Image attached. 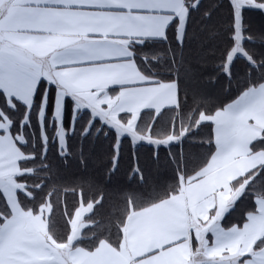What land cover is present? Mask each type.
Returning <instances> with one entry per match:
<instances>
[{
  "label": "snow or ice",
  "instance_id": "1",
  "mask_svg": "<svg viewBox=\"0 0 264 264\" xmlns=\"http://www.w3.org/2000/svg\"><path fill=\"white\" fill-rule=\"evenodd\" d=\"M219 7L223 51L209 69L185 56L201 0H0V264H264V53L246 47L264 44L246 18L264 0ZM239 73L235 98L213 109L181 87ZM202 126L207 154L189 168L171 148ZM93 134L112 137L108 166L62 190L49 153L66 160ZM124 142L156 159L166 149L173 183L112 196ZM134 174L143 181L138 163ZM245 201L241 223L226 225Z\"/></svg>",
  "mask_w": 264,
  "mask_h": 264
},
{
  "label": "trees",
  "instance_id": "2",
  "mask_svg": "<svg viewBox=\"0 0 264 264\" xmlns=\"http://www.w3.org/2000/svg\"><path fill=\"white\" fill-rule=\"evenodd\" d=\"M202 8L194 17L189 30V39L185 47V56L192 64L200 63L201 57L209 58L207 68L210 69L214 63L210 58L215 55L219 56L223 51L222 29L226 21V9L219 7L221 3H226L227 0H201ZM211 12V18L203 17L204 12ZM247 23L250 33L254 37L264 35V14L251 11L247 14ZM215 35L217 39H209V36ZM246 47L254 49L259 55L264 53V44H246ZM245 62L241 60L238 68H243ZM244 76L242 73L237 75L236 80L231 84L227 80H218L211 82L206 75H198L195 79L182 81V89H187L191 92L193 89L199 90L206 98L207 107L213 109L221 103L230 102V99L235 98L239 82H242ZM174 116V113H169L165 116V120L160 122V126L167 125L168 121ZM99 127V125H97ZM209 128L201 127L194 130L193 134L185 138L183 143L171 148V153H182L187 159L189 168L196 167L207 154L205 142L207 140ZM74 148L71 156L66 160H60L56 156L55 150L49 153V160L59 169L58 175L53 178V183L57 184L63 190L64 188L71 189L76 187L77 181L87 175L99 178L109 163L111 146L113 143L111 135H95L93 134L86 141H81L77 136L72 141ZM84 144V153L86 161L81 162L79 147ZM143 171V181L134 174V169L137 165ZM175 165L169 159V152L161 148L159 150V159L155 158L153 146L145 143L137 145L135 148L130 143L122 144L121 160L118 165V170L112 174L108 191L112 196L121 190L135 191L141 196L147 197L154 192L164 190L169 184L173 183ZM66 200L69 209L77 203V197L71 191L62 196ZM250 207V202L245 201L235 211L232 212L225 220L226 225L241 223L242 217L246 209ZM110 211L108 207L105 212ZM63 222L61 221V224Z\"/></svg>",
  "mask_w": 264,
  "mask_h": 264
},
{
  "label": "crops",
  "instance_id": "3",
  "mask_svg": "<svg viewBox=\"0 0 264 264\" xmlns=\"http://www.w3.org/2000/svg\"><path fill=\"white\" fill-rule=\"evenodd\" d=\"M170 112H168L165 116H167L168 114H169ZM143 115V114H142ZM165 116H164V119L162 120V121H164L165 120ZM159 119V118H158ZM162 121H160V122H162Z\"/></svg>",
  "mask_w": 264,
  "mask_h": 264
}]
</instances>
